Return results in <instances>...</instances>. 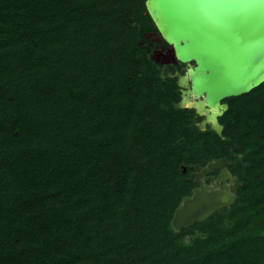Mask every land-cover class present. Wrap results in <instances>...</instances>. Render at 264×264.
Returning <instances> with one entry per match:
<instances>
[{"label": "trees", "instance_id": "obj_1", "mask_svg": "<svg viewBox=\"0 0 264 264\" xmlns=\"http://www.w3.org/2000/svg\"><path fill=\"white\" fill-rule=\"evenodd\" d=\"M151 32L146 0H0V264H264V83L202 129ZM222 157L235 203L174 231Z\"/></svg>", "mask_w": 264, "mask_h": 264}, {"label": "water", "instance_id": "obj_2", "mask_svg": "<svg viewBox=\"0 0 264 264\" xmlns=\"http://www.w3.org/2000/svg\"><path fill=\"white\" fill-rule=\"evenodd\" d=\"M146 8L158 30L149 37L171 46L170 60L187 64L178 82L182 101L199 99L194 107L205 116L202 126L222 134L220 117L229 107L224 100L264 83V0H146ZM234 164L222 157L197 167L192 176L198 186L176 208L174 231L235 203L240 181L228 170ZM216 170L218 176L208 175Z\"/></svg>", "mask_w": 264, "mask_h": 264}, {"label": "flooded vegetation", "instance_id": "obj_3", "mask_svg": "<svg viewBox=\"0 0 264 264\" xmlns=\"http://www.w3.org/2000/svg\"><path fill=\"white\" fill-rule=\"evenodd\" d=\"M148 39H152V41H154L155 43L153 44L154 47H159L158 50L156 51V56L158 57L159 60L155 59L158 63L161 64V62L163 61L164 63H168V64H164V65H171V64H174V65H178V64H183V63H180V62H174L172 60H170V57H168V52L169 50L171 49V46L169 44H167L163 39L162 40H154L153 37H149L148 36ZM164 41V42H163ZM154 50V48H153ZM163 65V64H162ZM188 67L185 68V70L183 71V73L179 74V79H180V76L184 75L186 70H187ZM179 82V80H178ZM179 84V83H178ZM188 87H184V89H186ZM180 90H181V99H183V89L180 87ZM205 118V116H203ZM203 118V119H204ZM204 167V166H203ZM228 170L230 171V169L228 168ZM231 172V171H230ZM213 172L209 173L208 175H214L212 174ZM232 174V172H231ZM233 175V174H232Z\"/></svg>", "mask_w": 264, "mask_h": 264}, {"label": "rangeland", "instance_id": "obj_4", "mask_svg": "<svg viewBox=\"0 0 264 264\" xmlns=\"http://www.w3.org/2000/svg\"><path fill=\"white\" fill-rule=\"evenodd\" d=\"M154 48V50L152 51V57L153 58H155V59H157V60H159L158 59V57L156 56V51L158 50V48L159 47H153ZM163 64V65H162ZM164 64H168V63H164L163 61L161 62V66H160V68L162 69V72L163 73H165L166 72V65H164ZM178 67L175 69V71H174V75L175 76H177V77H179V74H181V73H183V71L185 70V68L187 67V64H178L177 65ZM224 102H225V100H224ZM179 105L181 106V107H184V108H192V109H195L196 110V108L194 107V106H192V105H189V104H186V103H184L183 101H182V99L180 100V102H179ZM196 112H197V110H196ZM201 117V120L198 122V124L201 126V128L202 129H206L207 127H210L211 125L210 124H207L205 127L204 126H202V121H203V116H200ZM226 158V157H225ZM214 160H216V159H214ZM213 161V160H212ZM209 163V162H208ZM199 165H197L196 166V169H197V167H198ZM186 167V171L185 172H187V166H185ZM201 167H203V166H201ZM229 168V167H228ZM196 171V170H195ZM194 171V172H195ZM184 172V173H185ZM194 172H191V176H192V173H194ZM219 173H220V170H216V171H214L212 174H214L215 176H218L219 175ZM233 176H235V175H233ZM194 181H195V177H194ZM209 183V182H208ZM229 183H232V180L230 179L229 180ZM192 237H188V239L187 240H190Z\"/></svg>", "mask_w": 264, "mask_h": 264}, {"label": "bare ground", "instance_id": "obj_5", "mask_svg": "<svg viewBox=\"0 0 264 264\" xmlns=\"http://www.w3.org/2000/svg\"><path fill=\"white\" fill-rule=\"evenodd\" d=\"M185 103L186 104H189V105H192V106H200V100L198 99V100H192V99H187L186 101H185ZM235 179L236 178H232V183H234L235 182ZM228 183H229V180H228ZM229 184H231V183H229Z\"/></svg>", "mask_w": 264, "mask_h": 264}]
</instances>
